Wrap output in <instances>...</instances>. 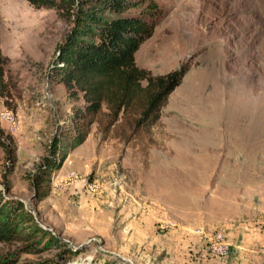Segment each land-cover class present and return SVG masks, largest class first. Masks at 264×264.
I'll return each instance as SVG.
<instances>
[{
  "label": "rangeland",
  "instance_id": "374dc122",
  "mask_svg": "<svg viewBox=\"0 0 264 264\" xmlns=\"http://www.w3.org/2000/svg\"><path fill=\"white\" fill-rule=\"evenodd\" d=\"M150 1L158 22L137 64L155 75L189 59L192 68L155 124L137 126L142 107L116 116L103 105L88 139L56 172L53 188L62 193L45 201L59 225L33 200L32 177L53 138L65 143L75 132L73 116L85 102L49 77L71 22L27 0H0L11 86L8 104L0 97V124L19 148L7 180L0 148V200H18L51 232L39 252H25L20 240L0 242V264H58L64 255L62 264H264L262 199L240 198L242 188L231 197L211 166L228 157L256 170L246 173L247 190L264 186V0H148L129 13L145 14ZM138 221L173 246L132 249Z\"/></svg>",
  "mask_w": 264,
  "mask_h": 264
},
{
  "label": "trees",
  "instance_id": "16d2710c",
  "mask_svg": "<svg viewBox=\"0 0 264 264\" xmlns=\"http://www.w3.org/2000/svg\"><path fill=\"white\" fill-rule=\"evenodd\" d=\"M27 1L37 9H55L61 18L71 22L69 31L58 43L49 77L63 83L70 97L82 95L85 100L73 116L75 132L67 134L65 143L56 135L49 153L33 174L32 198L41 202L50 197L57 170L73 150L88 139L105 103L116 116L123 109L142 107L137 126L155 124L169 96L182 83L193 62L189 59L177 69L160 75L137 64L136 53L153 36L158 22L154 1H150L151 8L143 15L130 14L129 11L144 6L148 0ZM9 62L10 57L4 54L0 42V97L5 104H8L11 94L6 78ZM143 82H146L145 86ZM0 148L8 164L7 180L8 174L17 166L19 148L14 135L3 129L1 124ZM10 190L11 186L7 185V191ZM31 215L18 200H0V242L20 240L26 242L25 252H39L36 245H40L42 237L51 232L35 222ZM32 235L41 237L33 243ZM67 260L68 255L61 256L58 264Z\"/></svg>",
  "mask_w": 264,
  "mask_h": 264
},
{
  "label": "crops",
  "instance_id": "0c3cea01",
  "mask_svg": "<svg viewBox=\"0 0 264 264\" xmlns=\"http://www.w3.org/2000/svg\"><path fill=\"white\" fill-rule=\"evenodd\" d=\"M90 136V135H89ZM211 166H216L215 168V172H217L215 180L216 181H221L223 180V176H224V180L226 181V183L228 184V195H231V197H234L235 195V191L238 188H242L244 189L245 192H242L240 195H242V197L240 198H247L248 200L250 198H260L262 199V206L264 205V186L259 185L257 186H252L250 185L248 190L247 187L245 186L246 184V178L245 176L247 175L246 173L250 174L253 173L254 170L252 169H246L244 166L247 165H240L239 163L235 162V160L230 159V158H220L218 157L217 160L215 162H213L211 164ZM250 166V165H249ZM248 167V166H247ZM259 173V172H258ZM261 173L264 174V168L261 170ZM254 175H257L256 170L253 173ZM239 181V183H238ZM241 182V183H240ZM54 183V182H53ZM249 185V184H248ZM246 187V188H245ZM62 193V191H60V187L56 190L53 188L52 193L50 195L49 198L39 202L38 206H39V210L40 212L43 213L44 217H46V219H49L48 217L51 218V221H53V223L55 222L56 224H61L60 220L58 218H56V211L55 208H51L50 206L47 207V203H45L46 200H51L53 199V201H55V198L58 197V195ZM234 199V198H233ZM238 202V200H237ZM46 206V207H45ZM264 207V206H263ZM51 208V210H50ZM47 209V210H46ZM58 220V221H56ZM150 220V218H149ZM146 221H148V218H146ZM133 227V234L132 237L130 239H128L127 244H130L133 247L140 249V247L143 244H146V248H152L154 249L155 247V242L158 241V246H159V242H160V246L162 248L163 251H168V247H172L173 243H169L170 241H166L164 242L163 240H154L152 237H150V233L148 232V228H150L148 222L146 223H142L140 221L136 222L135 224L132 225ZM149 236V237H148ZM165 248V249H163ZM158 250H157V254H158ZM146 259V258H145ZM139 260L141 261L142 259L139 257Z\"/></svg>",
  "mask_w": 264,
  "mask_h": 264
},
{
  "label": "bare ground",
  "instance_id": "6f19581e",
  "mask_svg": "<svg viewBox=\"0 0 264 264\" xmlns=\"http://www.w3.org/2000/svg\"><path fill=\"white\" fill-rule=\"evenodd\" d=\"M234 4V3H233ZM245 7V6H244ZM240 9V8H239ZM246 10V9H245ZM242 19V18H241ZM5 116V118L7 117L6 115H4Z\"/></svg>",
  "mask_w": 264,
  "mask_h": 264
},
{
  "label": "built area",
  "instance_id": "2783aa9c",
  "mask_svg": "<svg viewBox=\"0 0 264 264\" xmlns=\"http://www.w3.org/2000/svg\"><path fill=\"white\" fill-rule=\"evenodd\" d=\"M7 118V117H6Z\"/></svg>",
  "mask_w": 264,
  "mask_h": 264
}]
</instances>
